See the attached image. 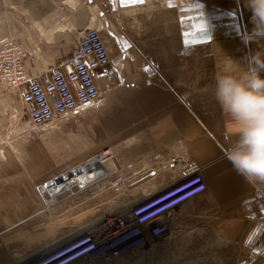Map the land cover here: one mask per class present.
Returning a JSON list of instances; mask_svg holds the SVG:
<instances>
[{
	"label": "crops",
	"instance_id": "1",
	"mask_svg": "<svg viewBox=\"0 0 264 264\" xmlns=\"http://www.w3.org/2000/svg\"><path fill=\"white\" fill-rule=\"evenodd\" d=\"M91 28L103 31L111 54V62L94 72L100 92L119 100L121 114L134 121L163 115L172 120L167 124L182 129H191L197 118L193 78L201 79L194 89L200 98L212 100L225 58L243 62L264 51V38L246 43L253 25L244 0H0V47L8 40L22 45L28 52L26 69L34 77L49 75L75 54L81 34ZM125 42L131 45L126 50ZM177 68H182L179 79ZM22 105L16 91L0 84V175H16V133L25 132L17 124ZM200 115L195 121L203 127L204 117H225L219 128L229 131L222 144L227 147L234 136L219 104L201 106ZM208 135L200 140H214ZM184 143L194 145L186 137ZM251 190L252 198H243L231 211L234 220L218 213L210 227L223 222L222 234L242 247L255 234L250 246L257 264H264V190L253 185Z\"/></svg>",
	"mask_w": 264,
	"mask_h": 264
},
{
	"label": "bare ground",
	"instance_id": "2",
	"mask_svg": "<svg viewBox=\"0 0 264 264\" xmlns=\"http://www.w3.org/2000/svg\"><path fill=\"white\" fill-rule=\"evenodd\" d=\"M90 121L81 139L73 143L75 149L88 147L94 140H105L107 128L114 129L122 123L107 117L104 111ZM85 139L88 141L85 142ZM217 141L200 140L191 147L183 144L169 150L164 154L170 155L168 170L156 179L147 181L141 177L138 183L137 180L129 182L126 175L112 176L114 183L99 187L96 193L87 191L77 200L58 207L55 205L59 197L80 189L82 184L109 176L107 167L111 169L115 165L111 151H105L102 156L84 164L79 161L70 174L49 180L43 188L49 196L45 206H38L41 196L35 190V183L39 181H33V175H19L21 185H4L8 196L6 202L0 203V264H32L72 242L74 244L69 248L80 244L87 235L93 238L96 249L71 264H198L194 260L212 258L210 253L220 243L218 232L224 223H216L215 228H211L210 223L218 217V213H228L229 221L234 220L233 208L243 198L250 200L253 194L252 185L237 174L226 159L225 152L230 144L224 148L220 140ZM194 177L202 178L207 186L204 193L179 204L148 224H141L142 218L171 200L193 192L197 184L142 214H135V203L143 201L141 203L144 204L157 199L170 190V187L169 190H162L165 187L178 186ZM124 221L127 224L123 225ZM164 224L168 225L167 231L154 235L152 229ZM138 228L146 232L145 240H142L145 233L138 234ZM223 237L228 239L225 235ZM175 242L184 248L176 256L166 251L177 244ZM87 243L59 258H55L58 255L50 257L41 264H55L77 254L88 248Z\"/></svg>",
	"mask_w": 264,
	"mask_h": 264
},
{
	"label": "rangeland",
	"instance_id": "3",
	"mask_svg": "<svg viewBox=\"0 0 264 264\" xmlns=\"http://www.w3.org/2000/svg\"><path fill=\"white\" fill-rule=\"evenodd\" d=\"M178 13H180V11H178ZM165 62L167 63L168 60L166 59ZM175 72L177 78L179 79L182 68H177ZM193 80L192 93L194 100L192 101L197 103L199 106V108L194 106L193 109L198 115H196V117L199 121H201L203 118L200 117L201 106L208 105L210 102L215 105H218V103L215 98L212 100L201 99V94L194 90L200 86L199 83L201 79L193 78ZM183 88L184 87H182L181 90H183ZM18 95L20 96L19 93ZM110 97L111 96L109 95L101 93L99 101L94 106L87 107L80 112L81 114L84 112V114L69 115L68 118L62 119V122L56 121L45 126H34L29 124V112L26 104L24 103V105L18 106L17 124L24 125L25 132L17 131L16 133V175H0V203H4V201L6 202V196H8V192L4 189V185L13 184L20 186L19 175H33V181H39L38 183H35V190L41 196V200L38 201V206L48 205L47 199L49 196L45 193L43 188L49 180L58 179L66 174H70L79 161L84 164L102 156L105 151H111L113 162L115 164L114 166H111V169L107 167V170L110 172V178L108 179L109 176H107L89 184H83L80 189H75L69 194L59 197L55 206L58 207L69 201H75L82 197L87 191L96 193L99 187L106 185L107 183H114L112 176L126 175L129 182L137 180L139 183L141 182V177L146 178L148 181L158 178L159 175H164L168 170L167 164L170 159V155L165 156L164 154L169 150L179 148L185 144V137L186 142L195 144L201 138H206L208 135L206 131H208L210 134V136H208L212 139H219L222 144H225L226 142L225 133L229 131L224 130L223 127L219 128L221 123L225 120L224 116L210 115L208 117H204L205 119L203 122L205 127L197 124L195 121L197 118H194L193 126L191 127L193 130L184 126V129H182L178 125H174L172 123L167 124L172 120L168 118L164 119L165 116L163 115L153 118L151 117L145 121H134L133 119L126 117V115L121 114V108L117 106L120 101H113ZM116 110L117 113L115 112ZM216 110L217 108H215L214 112H216ZM94 111H98V114H94ZM103 111L107 112V117H113L115 120L121 121L122 123L119 124L117 128H107L108 135L105 140H94L88 145V147L83 146L80 149H75L73 146L74 136L76 135L77 139H81L83 133L85 132V128L87 129L91 122L90 120L97 115L101 116ZM93 134L99 136L96 132H93ZM189 135L191 136L188 137ZM87 141L88 139H85V142ZM194 180L195 178L190 179L178 186L169 185L162 189L165 190L170 187V190L168 189L169 191L162 196L174 192L184 184H188ZM135 185L136 184H134V186ZM262 190H264V188H262ZM154 200L144 204L141 203L143 201H139L134 204V209L135 206L140 205L141 206L139 208H144L145 206L151 204V202H154ZM167 229L168 225L164 224L159 233L158 231L154 233H158L156 235H159L160 233L166 232ZM218 234L221 237V240L216 246L217 249L215 248L213 253H210L212 258L206 261L198 259L194 260V262H197L198 264L200 262H203L201 264L258 263V256L253 254L252 248L249 244L246 247H242L239 244L223 237L221 229ZM72 244L74 243L72 242L70 245L68 244L63 246L51 254L41 257L38 261L32 264H41V262H44L54 256V254H58L59 252L69 248ZM162 245L166 246V243H163ZM182 250H184V248H182V245L180 246L178 243L173 244L170 249H166V251H169L175 256L179 255ZM173 261L176 262L177 260Z\"/></svg>",
	"mask_w": 264,
	"mask_h": 264
},
{
	"label": "built area",
	"instance_id": "4",
	"mask_svg": "<svg viewBox=\"0 0 264 264\" xmlns=\"http://www.w3.org/2000/svg\"><path fill=\"white\" fill-rule=\"evenodd\" d=\"M27 57L28 52L22 45L14 41H5L0 47V84L8 86L20 94L28 108L32 125L45 126L61 121L71 114L94 106L99 101L101 93L94 72L106 67L111 62V54L100 29L91 28L83 32L76 53L47 76H31L25 65ZM194 178V181L184 184L174 192L157 198L159 200H154L156 202H151L144 208H139L141 205L135 208V214H142L148 208L167 198L174 199V196L180 191L188 189L195 183L197 184L196 190L171 200L169 204L164 205L161 209L142 218L141 224H148L154 218L172 210L179 204L204 193L207 186L203 183L202 178ZM125 224H127V221L123 222V225ZM161 229L162 226L154 227L152 232L156 235ZM157 231L158 233H154ZM137 232L138 234L145 233L143 240L147 238L144 229L138 228ZM83 239L80 244L72 246L63 253L59 252L61 254H56L58 256L54 255L55 258H59V256L85 242H88V248L77 254L67 256L55 264H71L84 256L92 254L96 249L93 238L87 235Z\"/></svg>",
	"mask_w": 264,
	"mask_h": 264
},
{
	"label": "clouds",
	"instance_id": "5",
	"mask_svg": "<svg viewBox=\"0 0 264 264\" xmlns=\"http://www.w3.org/2000/svg\"><path fill=\"white\" fill-rule=\"evenodd\" d=\"M251 13L248 41L264 38V0H244ZM215 100L230 118L234 139L225 152L248 183L264 188V51L243 62L225 58L215 79Z\"/></svg>",
	"mask_w": 264,
	"mask_h": 264
},
{
	"label": "snow or ice",
	"instance_id": "6",
	"mask_svg": "<svg viewBox=\"0 0 264 264\" xmlns=\"http://www.w3.org/2000/svg\"><path fill=\"white\" fill-rule=\"evenodd\" d=\"M124 2H125V0H122V3H124ZM130 2H131V3H143L144 0H130ZM129 47H131V45H129V44H127V42H125V50H126L127 48H129ZM147 70H148V69H146V71H147ZM81 186H83V184H82ZM254 240H255V234H253V236L250 237V239L248 240L249 245L253 244V243H254Z\"/></svg>",
	"mask_w": 264,
	"mask_h": 264
},
{
	"label": "water",
	"instance_id": "7",
	"mask_svg": "<svg viewBox=\"0 0 264 264\" xmlns=\"http://www.w3.org/2000/svg\"><path fill=\"white\" fill-rule=\"evenodd\" d=\"M84 240V239H83ZM54 255H56V254H54Z\"/></svg>",
	"mask_w": 264,
	"mask_h": 264
}]
</instances>
